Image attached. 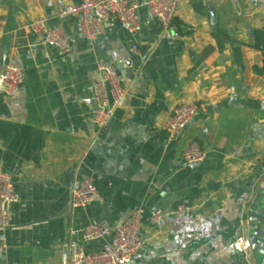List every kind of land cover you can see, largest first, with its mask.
Returning <instances> with one entry per match:
<instances>
[{"label":"crops","instance_id":"crops-1","mask_svg":"<svg viewBox=\"0 0 264 264\" xmlns=\"http://www.w3.org/2000/svg\"><path fill=\"white\" fill-rule=\"evenodd\" d=\"M79 2L0 0V73H25L15 94L0 89V171L19 197L0 228V264H66L74 251L100 250L141 208L145 243L131 264L250 263L244 213L264 204V54L253 36L264 30V0H181L169 29L143 5L139 32L111 18L95 39L81 15L63 14ZM38 18L67 34L70 53L34 32ZM103 61L128 92L101 129L93 83ZM181 102L203 107L174 136L163 124ZM192 141L207 150L195 165L183 158ZM88 176L97 195L74 207ZM180 203L194 209L150 221ZM98 223L111 234L84 242L83 229Z\"/></svg>","mask_w":264,"mask_h":264},{"label":"built area","instance_id":"built-area-1","mask_svg":"<svg viewBox=\"0 0 264 264\" xmlns=\"http://www.w3.org/2000/svg\"><path fill=\"white\" fill-rule=\"evenodd\" d=\"M181 0H147L140 3L137 0H80L78 4H69L63 14L82 17V32L89 39H95L104 31L105 23L116 18L132 33L141 30L139 9L145 5L149 13L169 29L177 15ZM32 29L49 44L58 46L64 53L71 51V44L67 34L61 29L50 28L43 18L32 22ZM134 53L139 54L137 45L133 46ZM101 76L94 81L93 91L96 108L93 116L94 123L101 129L110 122L115 111L124 101L128 90L122 85L116 66L109 61L99 65ZM25 82L24 71L16 66L8 65L0 73V89L6 95L18 92ZM203 103L181 102L174 106L165 120L163 127L172 135H179L198 115ZM207 157V150L199 143H188L183 158L186 164L195 165ZM97 195V185L94 176H88L72 193L74 207L85 206ZM19 199L15 190L11 174L0 171V228L11 225L13 213L10 204ZM194 209L184 203L169 210L152 211L149 219L153 224H162L166 216H185ZM144 209H138L118 229L111 241L106 242L98 251L77 250L71 255L66 264H131L133 258L139 254L145 241L141 236ZM111 234L105 223L90 224L82 231V240L90 242L105 239ZM242 240V238H240ZM6 244L0 241V252Z\"/></svg>","mask_w":264,"mask_h":264},{"label":"water","instance_id":"water-1","mask_svg":"<svg viewBox=\"0 0 264 264\" xmlns=\"http://www.w3.org/2000/svg\"><path fill=\"white\" fill-rule=\"evenodd\" d=\"M243 228L245 250L247 257L251 258L250 263L264 264V204L255 203L246 210ZM250 263L246 261V264Z\"/></svg>","mask_w":264,"mask_h":264},{"label":"trees","instance_id":"trees-1","mask_svg":"<svg viewBox=\"0 0 264 264\" xmlns=\"http://www.w3.org/2000/svg\"><path fill=\"white\" fill-rule=\"evenodd\" d=\"M254 36V46L263 51L264 54V30L258 29L253 32ZM259 72L264 73V67L258 69Z\"/></svg>","mask_w":264,"mask_h":264}]
</instances>
